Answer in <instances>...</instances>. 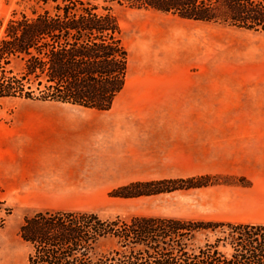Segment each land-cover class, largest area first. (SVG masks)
Masks as SVG:
<instances>
[{"label":"crops","instance_id":"crops-1","mask_svg":"<svg viewBox=\"0 0 264 264\" xmlns=\"http://www.w3.org/2000/svg\"><path fill=\"white\" fill-rule=\"evenodd\" d=\"M177 32L145 22L130 48L124 41L127 80L110 110L37 101L22 109L27 115L17 116L0 137V187L9 204L37 213L99 215L155 197L110 196L132 183L245 177L253 187L173 192L188 198L187 211L170 218L244 223L239 210L264 199L251 175L264 178V77L248 66L261 59L251 57L247 44L233 51L237 43L215 34L185 47ZM193 49L196 66L182 60L184 50Z\"/></svg>","mask_w":264,"mask_h":264},{"label":"trees","instance_id":"trees-1","mask_svg":"<svg viewBox=\"0 0 264 264\" xmlns=\"http://www.w3.org/2000/svg\"><path fill=\"white\" fill-rule=\"evenodd\" d=\"M13 11L0 40V98L110 110L124 89L129 52L114 5L264 34V0H34ZM2 24L0 23V29ZM24 62L20 76L9 73ZM217 177L136 182L110 193L141 198L218 185ZM0 187V231L13 208ZM200 231L220 232L192 247ZM31 246L26 264H264V225L186 222L90 212H39L19 231ZM113 241L110 249L104 242Z\"/></svg>","mask_w":264,"mask_h":264},{"label":"rangeland","instance_id":"rangeland-1","mask_svg":"<svg viewBox=\"0 0 264 264\" xmlns=\"http://www.w3.org/2000/svg\"><path fill=\"white\" fill-rule=\"evenodd\" d=\"M33 1L34 0H0V23L2 24L0 29V40L5 34L6 25L13 11L17 10L19 12L25 11L30 13V8L34 5ZM114 14L121 25L123 38L127 46L131 44L140 26L145 22L174 27L175 30L178 31L177 33L181 35L182 43L185 47L193 44L197 46L203 36L215 34L221 38L223 43H237L233 51H242L243 49L239 44H247L249 46L248 50L253 52L251 57L253 59H261L259 63L256 62L248 66L254 69H260L264 77V34L232 29L212 23L185 21L178 16L158 13L152 10H133L126 5H120L118 3L114 5ZM174 52H178V50L174 49ZM197 55L196 49L190 51L184 50L182 60H188L189 58L191 61L195 62L194 66H196ZM7 70L8 75L12 73L13 75L20 76L24 70V62L20 59H15ZM28 104H31V101L0 98V137L3 136V130L9 129V124H12L17 116L23 114L27 115L28 110L22 109ZM259 174L260 173L256 172L251 173L255 182L258 184L256 190L259 191L261 189V192L264 194V178H261ZM217 178L222 179V181L229 180L230 183L221 182L214 186H241L248 188L254 186V182L245 177ZM187 199V197H183L181 192L163 194L152 198H141L134 202H129V204L125 203L122 205L121 209H108L102 211L99 213V216L103 219L121 216L125 220H129L136 216L180 218L183 213L187 211V207H183V202L185 200L187 201ZM9 206L13 208V213L6 218V223L0 231V264H26L28 256L31 253V246L21 239L19 231L25 218L34 216V214L38 212V209L15 207L11 204H9ZM238 216V221L264 225V199L256 202L252 209H240ZM219 236H221L220 232L200 231L196 234L192 247L195 249L203 247L208 240L213 243ZM104 244L105 249L108 250L113 247L114 242L108 240L104 242Z\"/></svg>","mask_w":264,"mask_h":264},{"label":"bare ground","instance_id":"bare-ground-1","mask_svg":"<svg viewBox=\"0 0 264 264\" xmlns=\"http://www.w3.org/2000/svg\"><path fill=\"white\" fill-rule=\"evenodd\" d=\"M131 46L129 45V47L128 48H130Z\"/></svg>","mask_w":264,"mask_h":264}]
</instances>
